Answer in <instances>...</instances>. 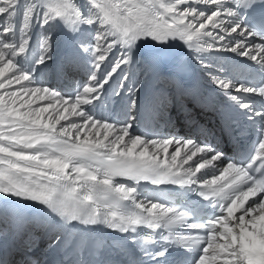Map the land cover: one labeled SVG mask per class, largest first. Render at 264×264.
<instances>
[{
	"label": "snow or ice",
	"instance_id": "1",
	"mask_svg": "<svg viewBox=\"0 0 264 264\" xmlns=\"http://www.w3.org/2000/svg\"><path fill=\"white\" fill-rule=\"evenodd\" d=\"M60 43L63 58L55 55ZM206 52L235 53L264 73V0H0V264H169L172 246L187 264H264V75L237 80L233 73L244 69ZM184 55L233 111L259 125L246 158L225 160L207 139L133 131L179 105L190 129L206 132L193 118L204 104L182 78ZM80 71L87 80H70L69 96L44 80ZM146 80L151 93L139 103ZM109 94L127 96L122 122L94 114ZM31 97L63 111L45 116L53 104L33 108ZM69 101V114L82 119L62 125ZM217 162L218 172L200 175ZM141 181L169 200L199 196L220 215L199 221L195 205L147 196Z\"/></svg>",
	"mask_w": 264,
	"mask_h": 264
},
{
	"label": "bare ground",
	"instance_id": "2",
	"mask_svg": "<svg viewBox=\"0 0 264 264\" xmlns=\"http://www.w3.org/2000/svg\"><path fill=\"white\" fill-rule=\"evenodd\" d=\"M198 7L203 8L205 6L201 4V5H198ZM56 31H59V30H56ZM40 35H41V29L36 28L33 32V46H35V41L40 37ZM233 37H235V34H233ZM233 37H227L226 39L231 40V39H233ZM235 38L236 39H242L240 37H235ZM61 39H62V37H61ZM249 42L251 43V40ZM64 49L65 48H64L63 44L60 43L56 49V52H55V55L57 58H59L60 53ZM227 53H231V52H206V53H203V55L206 57H212L214 63L224 64L227 68L230 67L231 65H234V62H236V61H244V62L249 63L250 66H253V67L255 66L258 69V66L255 65L254 62L248 61L244 57H238V56H236L235 53H231V54H227ZM64 54H65V52H64ZM217 57H220L221 59L217 60L216 59ZM110 59H114V57H112L110 55ZM181 61L183 63V68H186L188 66H194L198 70V74H199L198 78L201 80V82H204L206 85L210 86L216 92H219V90L216 89L215 86L211 83L209 77L205 74V70L201 67V65L199 64L198 61H196L194 58H192V56L184 55L181 57ZM72 79L79 81L80 83H85L87 80L86 72L80 71V72H73L70 75H63V77H62L63 81H59L58 84L56 83V78L54 77L53 73H49L44 78L45 82L48 85H50L52 88L58 90L61 93V95H65V93H63L64 86L66 84H69L70 80H72ZM146 82H148V81L146 80ZM146 82H145V84H146ZM22 83H27V82H22ZM68 86H69V90L74 91V88L70 87L71 86L70 84ZM13 87L16 89H19L20 85L14 83ZM6 88H7V85H6ZM0 91H3V90H0ZM138 94H137V97H138ZM21 95H23V94L21 93ZM65 96H67V95H65ZM5 99H7V97H5ZM24 100H29V97L25 96ZM127 101H128L127 96H123V97H121V96H110L107 100V104H106V108H105L106 112L104 115V119L112 120V121H115L117 123L122 122L123 113L127 108L126 107ZM49 104H53V108L49 109V113H46L45 116L54 112L55 109H61V111H63L61 104L55 103L54 100L47 99V98L46 99H37L36 97H31V107H33V108L47 107ZM70 105H71V101H69L68 112H63L66 119L60 121V124H62V125H66V124L71 123L72 121H76L73 118L75 116H78V115H70L69 114L71 112ZM81 107L85 108V109H90L92 107V105H83ZM21 111H24V109H21ZM170 111H171L172 115H176L175 109L171 108ZM166 112H167V110L163 113V115L158 116L161 118H158L157 121L155 122V124H160L157 126L160 137H165V136L189 137L190 135L185 134L183 132V125L181 123V120L183 119L184 114L176 117L177 118L176 120H172L168 117H164ZM95 115L97 116V113H95ZM193 118L195 119V116H193ZM81 119L82 118H79V119H77V121H80ZM59 126L60 125H57V127H59ZM85 131H89V129H85ZM91 131L93 133H95L96 129H91ZM133 131H134V129H133ZM105 132H106V130L101 129L100 130V136L102 137L105 134ZM207 133L208 132H204L202 135H199V136L195 135V136H190V137H195L198 139L199 138L207 139L208 142L216 145L217 143L211 142V140L208 138ZM114 135H115V129H113L112 132L108 133L109 139H112ZM105 143H107V141H105ZM173 147L174 146L169 147V152H172ZM153 151H156V149H153ZM164 155H165L164 153H162V152L160 153L161 157H163ZM167 162L170 163L171 162L170 159H168ZM176 163H177V165H179L180 157H177ZM220 166H222V162H217L216 168H207V169H204V172L219 170ZM185 167H187V166L185 165ZM211 176H212V172H210L208 174L209 178Z\"/></svg>",
	"mask_w": 264,
	"mask_h": 264
},
{
	"label": "rangeland",
	"instance_id": "3",
	"mask_svg": "<svg viewBox=\"0 0 264 264\" xmlns=\"http://www.w3.org/2000/svg\"><path fill=\"white\" fill-rule=\"evenodd\" d=\"M194 6H195V5H194ZM227 54H231V53H227ZM79 118H81V117H79V116H75L73 119L77 121V119H79Z\"/></svg>",
	"mask_w": 264,
	"mask_h": 264
}]
</instances>
